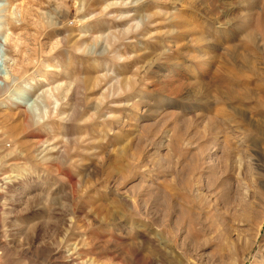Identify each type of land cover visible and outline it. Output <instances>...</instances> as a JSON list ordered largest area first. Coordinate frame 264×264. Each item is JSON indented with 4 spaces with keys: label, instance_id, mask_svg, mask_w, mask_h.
<instances>
[{
    "label": "rangeland",
    "instance_id": "rangeland-1",
    "mask_svg": "<svg viewBox=\"0 0 264 264\" xmlns=\"http://www.w3.org/2000/svg\"><path fill=\"white\" fill-rule=\"evenodd\" d=\"M1 25L0 179L26 180L0 264H264V0H0Z\"/></svg>",
    "mask_w": 264,
    "mask_h": 264
},
{
    "label": "bare ground",
    "instance_id": "bare-ground-1",
    "mask_svg": "<svg viewBox=\"0 0 264 264\" xmlns=\"http://www.w3.org/2000/svg\"><path fill=\"white\" fill-rule=\"evenodd\" d=\"M66 17V16H65ZM6 18V17H5ZM8 21V20H7ZM10 21H8V25H11V22L9 23ZM9 31L11 30V28L8 29ZM0 33L4 35V42L7 41V39L9 38L7 36V30L5 28V25H1L0 26ZM11 57V55H10ZM9 60L8 58H4L3 59V63H7ZM7 76V75H6ZM7 80H9L7 78ZM82 79L78 77L74 80L73 82V85L71 87V90H70V94H69V97H68V105H69V108H68V111H69V122L68 123H71L78 115H79V105H78V101H79V95L81 94V90L83 88V85H82ZM23 120L25 121V123L29 124V120H30V117L28 114H25L23 115ZM68 124L64 125V130L66 131V133L69 131L68 130ZM71 132V131H70ZM73 135V134H72ZM72 135L69 134V132L67 133V142L69 143L70 142V138L72 137ZM74 137V136H73ZM39 140V139H38ZM38 142H42V140L40 139V141ZM65 149V147H64ZM24 153L27 155V157L29 156L27 154V149L25 148L24 149ZM64 154L65 152H59L55 155V157L51 160V164L52 165H55L58 167L59 164H61V162L64 160ZM36 166V165H35ZM30 178V177H29ZM26 180V177H23V176H20V175H16V176H7L5 178H2L0 179V188L3 190H6L8 189L11 185L13 186V183H17V184H23L25 183L24 181ZM69 181H72L73 182V177L72 176H69ZM33 185H37L35 183V181L33 182ZM31 188L30 185H28L27 183L24 184V189L27 191V189ZM13 190V189H12ZM11 191V190H10ZM10 193V192H9ZM2 195V194H1ZM1 197V196H0ZM1 199V198H0ZM129 203V201L127 202ZM108 216V215H107ZM123 230V229H122ZM136 233V232H135ZM230 233V232H229ZM226 235V234H225ZM137 256V255H136ZM136 258V257H135Z\"/></svg>",
    "mask_w": 264,
    "mask_h": 264
}]
</instances>
